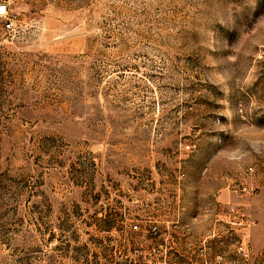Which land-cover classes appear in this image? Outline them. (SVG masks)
I'll list each match as a JSON object with an SVG mask.
<instances>
[{"label":"rangeland","instance_id":"rangeland-1","mask_svg":"<svg viewBox=\"0 0 264 264\" xmlns=\"http://www.w3.org/2000/svg\"><path fill=\"white\" fill-rule=\"evenodd\" d=\"M3 2L0 260L264 264V0Z\"/></svg>","mask_w":264,"mask_h":264},{"label":"built area","instance_id":"built-area-1","mask_svg":"<svg viewBox=\"0 0 264 264\" xmlns=\"http://www.w3.org/2000/svg\"><path fill=\"white\" fill-rule=\"evenodd\" d=\"M0 18L3 21V28L9 34L13 35L18 29L16 24V17L12 15L10 8L6 2L0 3ZM186 149H190V145L185 146ZM186 176L184 172H181L178 176L179 179H183ZM247 186H243L242 190H246ZM150 233L157 234L160 229L153 220H148ZM130 227L137 231L139 224H131ZM95 244L96 250L91 255L96 258L97 264H129L131 259L128 258L126 250L123 245L117 247L113 239L106 240L101 239ZM119 244V243H118ZM20 247L18 249L9 248L6 253V257L1 261L0 264H71L72 253L69 258L63 259L58 254L57 245L52 242H46L34 246L33 248Z\"/></svg>","mask_w":264,"mask_h":264}]
</instances>
